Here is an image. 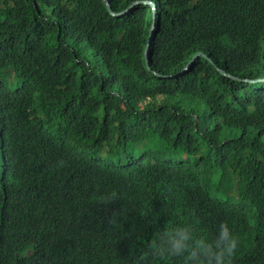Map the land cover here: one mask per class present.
I'll return each mask as SVG.
<instances>
[{"label":"trees","instance_id":"obj_1","mask_svg":"<svg viewBox=\"0 0 264 264\" xmlns=\"http://www.w3.org/2000/svg\"><path fill=\"white\" fill-rule=\"evenodd\" d=\"M108 1L156 6L150 70L149 7L0 0V264H185L150 243L222 223L264 264V0Z\"/></svg>","mask_w":264,"mask_h":264},{"label":"clouds","instance_id":"obj_2","mask_svg":"<svg viewBox=\"0 0 264 264\" xmlns=\"http://www.w3.org/2000/svg\"><path fill=\"white\" fill-rule=\"evenodd\" d=\"M160 244L152 241L149 248L155 256H184L185 264H231L238 241L231 234L227 224L219 226L214 239L204 237L194 239L188 227L170 228L159 237Z\"/></svg>","mask_w":264,"mask_h":264},{"label":"water","instance_id":"obj_3","mask_svg":"<svg viewBox=\"0 0 264 264\" xmlns=\"http://www.w3.org/2000/svg\"><path fill=\"white\" fill-rule=\"evenodd\" d=\"M105 5H106V8L109 12V14L116 18V19H119V18H122L124 16H126L128 13H130L136 6H139V5H143L145 7H149L150 10H151V16H152V20H151V25H150V29L148 31V39H147V43L145 45V48H144V60H145V63L147 65V68L150 70V67L148 65L149 63V59H150V55H149V48H150V45L151 43L153 42V40L155 39V18H156V6L151 3V2H134L132 3L127 9H125L123 12L121 13H116L112 10L111 6H110V3L108 0H103ZM199 56H202V57H206V55L202 52V51H198L196 53H194V55L188 60V62L186 63V65L181 69V71L175 73V74H170L169 77H178L180 76L183 72H185L186 70L189 69V67L191 66V64L193 63V61L199 57ZM223 74L225 75H229L231 76V74H227L225 71H222ZM241 80V79H239ZM244 81H247V82H260V81H264V79H255V80H252V79H246Z\"/></svg>","mask_w":264,"mask_h":264},{"label":"rangeland","instance_id":"obj_4","mask_svg":"<svg viewBox=\"0 0 264 264\" xmlns=\"http://www.w3.org/2000/svg\"><path fill=\"white\" fill-rule=\"evenodd\" d=\"M161 144H163V143H161ZM156 150L159 152L157 154H158V157L161 158V159H165V158L169 159V158L173 157L171 155V151L166 146L159 145V146L156 147ZM0 165H1V161H0Z\"/></svg>","mask_w":264,"mask_h":264}]
</instances>
